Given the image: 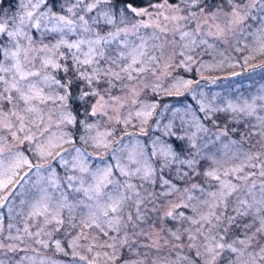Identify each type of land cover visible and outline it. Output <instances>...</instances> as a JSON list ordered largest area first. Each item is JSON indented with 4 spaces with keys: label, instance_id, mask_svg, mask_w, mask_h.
<instances>
[{
    "label": "snow or ice",
    "instance_id": "snow-or-ice-1",
    "mask_svg": "<svg viewBox=\"0 0 264 264\" xmlns=\"http://www.w3.org/2000/svg\"><path fill=\"white\" fill-rule=\"evenodd\" d=\"M151 7L0 0V253L18 257L0 264H57L40 254L50 246L68 264H145L161 231L176 259L152 264H264V85L218 104L198 80L161 83L233 38L251 43L230 66L264 73L251 63L264 56V0ZM185 93L194 104L157 99Z\"/></svg>",
    "mask_w": 264,
    "mask_h": 264
},
{
    "label": "rangeland",
    "instance_id": "rangeland-1",
    "mask_svg": "<svg viewBox=\"0 0 264 264\" xmlns=\"http://www.w3.org/2000/svg\"><path fill=\"white\" fill-rule=\"evenodd\" d=\"M212 1V0H211ZM209 0L210 4L218 3L219 0L211 2ZM162 0H146L145 3L136 5L137 7H147L150 12H156L157 9H154L151 7V5H155L158 3H161ZM170 3H175L176 0H169ZM226 7V6H225ZM139 19V18H138ZM146 32H151V29L143 30ZM177 44L179 43V36L177 35L176 38ZM210 42H211V38ZM244 43H251V39L247 41H241L240 45L236 44L235 39H231L229 44L225 45L222 43H218L216 51H203L202 49H197L196 54V60L197 63L192 65V71H185L183 68H176L173 73L172 77H167L161 81L165 87H170L171 84L174 82L173 77H183L184 79H192V80H198L200 81V87L197 89L198 93L203 92L205 93L208 98H212L215 96V102L218 104H222L224 101H226L229 98H234L235 96L239 94L243 95H249L252 94L256 89L260 88L261 85H264V73H261L259 69L255 73H249L246 68L242 67H231L230 65L232 63H235V61H239L240 64H243V57L246 55H249L248 50H243V44ZM241 47L242 50L237 52L235 51V47ZM223 53V55H221ZM225 57H228L229 59H225ZM179 59V58H177ZM207 62L208 64H218L221 61L224 62L223 67H213L209 68L207 70H201L199 68V62ZM264 61V56H257L255 60H253L251 63L258 64ZM233 71L236 72H243V75L240 76H232L231 73ZM212 78H215V83H212ZM148 80H152L153 78L148 75ZM119 94V93H116ZM153 94L150 91H147L146 93L142 94L141 99H151ZM172 96H167L164 94H158L157 99L160 100L161 103L176 106V107H183L187 104H194V101L191 100V98L188 96L187 93L183 96H175L176 99H170ZM159 111V109H158ZM169 199L174 201H179L180 195L177 194L173 197H170ZM160 202H157V206L159 207ZM152 219H150L148 222L142 224L141 226L147 231L150 229V225H152L155 221V213H150ZM162 215V213H161ZM17 222L19 223V218L17 219ZM7 226V220L5 221V227ZM180 222L178 221H164L162 224V227L166 228H172L173 231L176 230V228H179ZM184 227H187V223H184ZM34 230V229H33ZM74 234V233H73ZM5 235H7V232H5ZM89 235H96L94 231L89 232ZM160 249L157 251L155 248H141L140 252L142 254L147 253V259L145 260V264H152V261L159 258L161 261L165 259L169 260H175L176 259V252L178 249H174L171 247V244L174 243L172 237L164 231L160 232ZM54 239H61L62 246L67 247L66 238H64L60 233H55L53 236ZM0 239H3V237H0ZM105 239V237L100 236L99 240L102 242ZM155 239V237H153ZM165 241H168V244L165 245ZM5 243H8V241H4ZM141 244H149L151 243V240L147 238H141L139 241ZM32 247H36V245H32ZM184 252L187 254V249H184ZM31 254V253H30ZM40 254L42 257H46L48 259H51L53 261H56L57 264H68V261L70 260L69 257H65L62 253L56 252L54 246H50L48 249H40ZM20 255H23L21 253ZM125 255H129L128 253H125ZM18 257L14 256L12 253H8L7 256H4L3 253H0V259H5L6 261L8 259H16Z\"/></svg>",
    "mask_w": 264,
    "mask_h": 264
},
{
    "label": "trees",
    "instance_id": "trees-1",
    "mask_svg": "<svg viewBox=\"0 0 264 264\" xmlns=\"http://www.w3.org/2000/svg\"><path fill=\"white\" fill-rule=\"evenodd\" d=\"M213 1H216V0H212L211 2H213ZM145 2H146V0H136V5L143 4ZM170 99H173L174 100L176 98H175V96H172V97H170Z\"/></svg>",
    "mask_w": 264,
    "mask_h": 264
}]
</instances>
